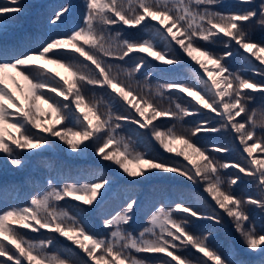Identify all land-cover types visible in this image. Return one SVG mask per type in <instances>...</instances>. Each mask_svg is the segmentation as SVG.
Wrapping results in <instances>:
<instances>
[{
    "label": "snow or ice",
    "instance_id": "snow-or-ice-1",
    "mask_svg": "<svg viewBox=\"0 0 264 264\" xmlns=\"http://www.w3.org/2000/svg\"><path fill=\"white\" fill-rule=\"evenodd\" d=\"M232 3L237 10L223 12L217 9L224 0H84L82 22L69 33L9 56L2 37L24 3L0 0V157L19 169L22 156L40 155L59 141L76 156L94 150L120 169L116 175L122 173L126 184L182 178L206 194L193 203L165 202L155 199L154 189L143 214L140 198L131 194L106 211L109 176L97 171L85 182L62 185L49 179L25 205L0 209V264H264V227L257 230L252 220L255 210L264 213V119L257 121L251 108L253 101H264V40L252 39L254 31L264 30V0ZM71 14V5H61L48 23L58 26ZM215 44L224 51L214 52ZM61 49L88 64L67 62ZM238 57L259 81L232 70ZM38 60L62 71L46 69L44 78L35 79L31 66ZM184 69L191 79L181 75ZM154 70L166 80L147 91L137 74L148 80ZM85 86L103 89L108 103L87 97ZM157 98L174 108L161 107ZM162 117L195 119L190 129L173 124L162 130L155 123ZM126 126L141 130L144 140L150 134L172 155L161 159L138 151L120 134ZM211 134L230 138L241 162L213 155L230 153L229 147L201 146ZM244 183L255 188V196L234 194V186ZM93 214L102 221V233L89 227ZM225 217L247 255L261 259L249 262L239 253L226 258L210 246V231L189 230L199 222L222 225ZM138 218L144 226L130 231ZM21 230L42 238L28 239Z\"/></svg>",
    "mask_w": 264,
    "mask_h": 264
},
{
    "label": "trees",
    "instance_id": "trees-1",
    "mask_svg": "<svg viewBox=\"0 0 264 264\" xmlns=\"http://www.w3.org/2000/svg\"><path fill=\"white\" fill-rule=\"evenodd\" d=\"M258 2V0H257ZM24 12L20 14V18L12 26L8 27L7 31L3 34L2 43L9 49V56L23 53L29 49L38 48L48 37L54 35H63L69 33L82 20V11L84 0H23ZM61 5H71L72 14L68 17L64 23L58 26H53L48 23L49 17L53 12L60 8ZM223 12H230L237 10L233 7L232 0H224V6L217 9ZM252 39L261 41L264 40V30L257 29L252 33ZM212 50L218 54L224 51L222 44L212 45ZM64 53V59L67 62L80 64H88L83 61L81 57L76 53H72L70 50H59ZM75 57V60H73ZM187 60V57H185ZM42 61H34L31 70L32 76L35 79L44 78L41 73L46 69H51L48 65L43 64V67H39ZM156 63V62H153ZM192 62L189 61V64ZM42 65V64H41ZM124 67H131L132 64L123 65ZM158 67H166L164 65H157ZM91 67V65H89ZM197 68L198 66L192 65ZM232 70L245 75L248 78L260 80V77H255L252 73L245 71L241 60L236 58L231 64ZM54 71V70H53ZM202 73V72H201ZM51 75V73H47ZM184 79H191V72L188 69H184L181 73ZM206 79V78H205ZM137 80L140 86H147V91L155 90L159 84L164 83L166 77L154 70V74L149 77L148 80L144 79V76L137 74ZM84 94L89 98H95L103 103H108V97L104 94V90L100 88H93L85 86ZM179 94V93H177ZM167 95V94H166ZM183 95V94H179ZM160 106L163 108L173 107L170 100L157 98ZM185 99L190 97L185 96ZM194 103V102H193ZM251 108L256 111L257 121L264 119V101L255 100L251 103ZM195 118L186 117L182 121L170 120L166 117H162L155 123L161 126L162 130H166L173 124H176L177 130L182 128H191ZM135 126H126L121 130V135L130 143L132 147L138 151H147L150 156H156L158 158H168L172 154L165 153L159 144L151 139L150 134L147 139L138 136V132ZM215 134H211L209 137H205L200 141L201 146L211 148L213 145H219L222 147H229L232 149L230 153H214L213 155L220 160L228 162H241L240 151L233 146V143L228 137H215ZM57 146H53L48 150L42 152L37 156H22L24 160L23 167L16 169L12 168L7 163L6 159L0 157V209L6 207H15L25 205L29 198L36 194L38 191H43L47 187V181L51 179L54 185H62L66 182H85L92 178L91 174L94 172H101L103 175L109 176L112 180V189L108 194L106 200L103 202L102 207H105L106 211H111L114 208H118L120 203L124 199L131 195H136L141 200L140 213L143 214L148 211L150 204L153 201V197L148 195L154 189H158V193L155 197L157 201L163 200L165 202H171L176 200H182L186 203H193L198 196H205L202 189H196L194 185H190L187 181L181 183L182 178H178L175 181H152L144 185H130L126 184L121 176L116 174L120 173V169L111 162L101 161L99 157L95 156V152L89 149L87 152L76 156L74 153H69L65 146L56 141ZM39 151V150H37ZM257 155H259L257 153ZM228 174L235 173L234 169L226 170ZM235 195L238 197H247L249 195L255 196V188L248 183L240 184L239 187L234 186ZM76 201H68V205L76 204ZM63 205V202H62ZM68 210L67 205H64ZM247 210V209H246ZM71 211H75L72 209ZM89 227L95 232L102 233V221L99 216L93 214L87 217ZM253 223L257 230L264 227V213H260L259 210H255L252 216ZM144 226V220L138 218L137 224L134 225L130 231L138 232L141 227ZM189 230L196 235H202L205 232L210 231L212 236L209 239L210 246L216 251L220 252L226 258H230V254L239 253L240 258L246 261L254 262L261 259L252 255H246L242 249V243L240 237L231 228L230 222L225 217V223L222 225H212L208 222H199L197 225L190 226ZM28 239H40L42 238L38 233H32L27 230H21ZM48 235V233H44ZM62 239V238H61ZM63 243H67L64 241ZM55 251V249L53 250ZM200 255V254H197ZM151 259V257H148ZM211 264V262H209Z\"/></svg>",
    "mask_w": 264,
    "mask_h": 264
},
{
    "label": "rangeland",
    "instance_id": "rangeland-1",
    "mask_svg": "<svg viewBox=\"0 0 264 264\" xmlns=\"http://www.w3.org/2000/svg\"><path fill=\"white\" fill-rule=\"evenodd\" d=\"M41 64L43 65L44 62L42 61ZM41 64H40V65H41ZM46 65H48V66H49L52 70H54V71H62V70H60V69H56L54 65H50V64H46ZM201 74H202V73H201ZM205 78H206V77H205ZM242 251L247 255V250L242 249ZM252 256L257 257L255 254H253Z\"/></svg>",
    "mask_w": 264,
    "mask_h": 264
}]
</instances>
